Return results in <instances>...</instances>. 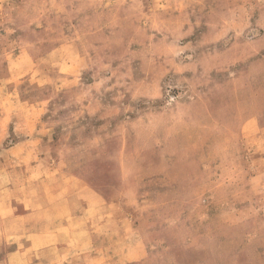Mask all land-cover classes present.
<instances>
[{"label": "rangeland", "instance_id": "1", "mask_svg": "<svg viewBox=\"0 0 264 264\" xmlns=\"http://www.w3.org/2000/svg\"><path fill=\"white\" fill-rule=\"evenodd\" d=\"M0 264H264V0H0Z\"/></svg>", "mask_w": 264, "mask_h": 264}, {"label": "crops", "instance_id": "2", "mask_svg": "<svg viewBox=\"0 0 264 264\" xmlns=\"http://www.w3.org/2000/svg\"><path fill=\"white\" fill-rule=\"evenodd\" d=\"M48 237H51V235L49 234ZM46 248H47V250H49V251H50V250H54V249H55V250H58L57 247L52 246V245H48ZM61 248H62V247H61Z\"/></svg>", "mask_w": 264, "mask_h": 264}]
</instances>
